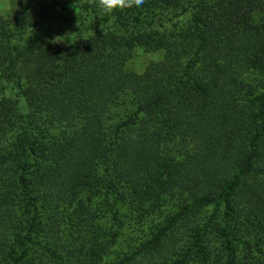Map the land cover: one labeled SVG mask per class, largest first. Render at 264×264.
<instances>
[{"label":"trees","instance_id":"trees-1","mask_svg":"<svg viewBox=\"0 0 264 264\" xmlns=\"http://www.w3.org/2000/svg\"><path fill=\"white\" fill-rule=\"evenodd\" d=\"M96 3L0 14V264H264V0Z\"/></svg>","mask_w":264,"mask_h":264},{"label":"clouds","instance_id":"clouds-1","mask_svg":"<svg viewBox=\"0 0 264 264\" xmlns=\"http://www.w3.org/2000/svg\"><path fill=\"white\" fill-rule=\"evenodd\" d=\"M143 4L144 0H97L96 7L103 13H112L114 10L140 7Z\"/></svg>","mask_w":264,"mask_h":264},{"label":"rangeland","instance_id":"rangeland-1","mask_svg":"<svg viewBox=\"0 0 264 264\" xmlns=\"http://www.w3.org/2000/svg\"><path fill=\"white\" fill-rule=\"evenodd\" d=\"M9 6H10V0H0V14L8 10ZM157 58L158 59L161 58V54L158 52H145L143 50H140L137 52L131 65L132 67L138 70H142L150 60Z\"/></svg>","mask_w":264,"mask_h":264}]
</instances>
